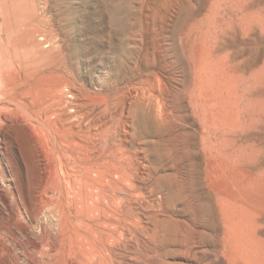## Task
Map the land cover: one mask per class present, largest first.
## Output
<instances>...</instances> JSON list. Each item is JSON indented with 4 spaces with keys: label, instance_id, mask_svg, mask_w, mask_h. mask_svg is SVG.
Instances as JSON below:
<instances>
[{
    "label": "rangeland",
    "instance_id": "rangeland-1",
    "mask_svg": "<svg viewBox=\"0 0 264 264\" xmlns=\"http://www.w3.org/2000/svg\"><path fill=\"white\" fill-rule=\"evenodd\" d=\"M9 9L8 2L0 0V115L10 120L1 121L0 131L6 153L16 162L26 200L50 197L54 188L60 189L54 190V199L64 198L70 188L69 168H58L55 176V152L61 153L67 145L55 134L60 132L57 114L46 110L47 88L62 94L70 106L86 97L91 108L102 109L109 102L106 132L89 124L90 149L96 144L90 153L99 154L98 160L112 141L123 138L120 143L126 142L132 158L145 157L144 149L160 138L154 126L159 99L163 105L179 107L168 121L164 139H170V145L184 156L178 158L179 168L191 194L197 186V166L202 165L204 187L210 174L198 131L209 115L216 125L215 210L208 215L203 209L198 217L192 201L191 206H183L167 199L171 211L190 222L188 238L175 243L171 234L156 229L151 211L142 206L144 196L138 195L139 209L131 215L142 222L136 234L124 233L127 236L114 242L119 263L264 264V0H37L35 14H24L29 18L25 27L31 28L35 42H21L8 34L19 29L14 24L16 11ZM13 81L21 82L27 91L40 87L30 108L34 116L24 118L14 104L4 107L10 95L2 93L3 88ZM123 110L133 118L128 131L121 122ZM3 163L8 168L6 160ZM168 170L175 172L173 167L161 172ZM50 181L55 184L51 190ZM153 196L165 200L158 193ZM156 209L161 212L160 206ZM47 214L55 217L50 211ZM54 227L46 243L55 240L59 228ZM2 236L0 264H33L27 256L29 238L19 234L25 247L20 249L5 233ZM9 246L15 248L13 253ZM43 249L42 264L100 261L92 254L87 262L82 253Z\"/></svg>",
    "mask_w": 264,
    "mask_h": 264
},
{
    "label": "bare ground",
    "instance_id": "bare-ground-1",
    "mask_svg": "<svg viewBox=\"0 0 264 264\" xmlns=\"http://www.w3.org/2000/svg\"><path fill=\"white\" fill-rule=\"evenodd\" d=\"M4 1L8 2L10 6L9 10L13 9L16 11L14 24H19V29L17 31H7L8 34L16 35L21 42L26 40H33V42H35V38L30 30L31 28L25 27L29 18L24 16V14H35L37 0ZM160 85L161 84L159 83V86ZM50 88H47V91H50V93L48 94L46 101V104L48 105V109L46 110L51 109L57 114L55 119L60 132L57 130L58 132H55V134L60 135L59 139L61 142L67 145L61 153L59 150L55 152L57 149H54L53 151L56 154L54 167L55 176L57 177L58 175V168H60L59 170L64 166L67 169L69 168L70 172H68V174L70 176V188L67 190L65 189L68 194L64 198L57 197L54 199L56 193L54 192L55 184L53 183L54 181L51 182V179L50 182L53 183V187L49 186V189L54 188V195L52 194L53 197L42 196L41 200L35 199L34 201H27L23 195L22 189L19 187L18 176L15 169L16 162L12 156L6 153V147L4 146L6 143L2 138L3 134L0 131V151H4L3 155L0 154V240L4 239L5 235L2 236V233H5L9 239L14 241L18 247H20V249H25L21 240L19 241L18 236L21 233V235L29 238L30 248H26L28 251L27 256L29 260L33 261V264H42L39 255V253L41 254L42 248H48L56 253H62L63 251L69 253H82V255L88 259L87 262L92 254L93 256L100 257V261H98V263L95 262L97 264H120L117 256L118 247L114 245V242L119 240V237L124 233L132 235L136 234L137 229L140 227L139 224L141 223L139 222L142 221H140L139 218L137 219L134 215H131L139 209H137L136 206L137 198L139 197L138 195L144 196L146 203L142 204V206L144 205L143 208L146 211H151L156 222V229L162 233L166 231V233L173 236L171 242H182L191 233V228L189 227L190 222L187 223L189 220H184L171 211L169 207L170 204L167 205V199L170 203H174V205L182 204L183 206L190 205V202L192 201V206L194 203L196 205L194 208L198 211L196 213V216L198 217L203 209L208 215L211 214V211L213 210L212 208L215 207L214 203L217 196L214 183V179H216V174L214 173V137L217 132V127L213 123L212 118L209 117L210 115L204 119V123L202 124L203 130L198 131L200 143H202L204 149L207 150L206 168H208L210 174L208 173L207 185L204 187L203 180L201 181V178H203L202 165L197 166L199 167L197 186L191 194L187 187V178H184L181 173L182 168H179L180 163L178 158H183L184 156L182 157L179 148L170 145V139L167 138L169 143L167 139H164V136H166L165 132L167 124L169 123L168 121L172 119L175 111L179 110V107L176 109V106L174 105L175 107L173 106V109L172 106L168 107V104L166 103L163 105L161 100L158 99V103L160 104L159 107H161L160 109L158 108V122L154 124V126L157 125V131H155L157 134H160L157 135L160 138L154 143V146L151 144L147 149H144L146 150L145 155H143L145 157L136 159L132 158L133 156L127 153L126 142L123 141L124 146L122 142L120 143L124 138L121 140L118 138L120 141L118 139L119 142L115 140L112 141V143L114 142L113 145H111L112 147L110 146L108 151L107 149H105V151L103 150L105 154L102 156L101 160H98L100 157L99 154L97 157L96 154H92L93 151L90 153L93 148L95 149L96 144L93 143L95 147H91L92 149H90L92 132L90 131L89 124L92 122L95 126L102 127V129L106 128V121L104 118L106 114L105 111L109 107V102H106L107 105L105 108H91L86 97L82 102H77L76 105L70 106L64 101L62 94L56 93V90L54 91L51 86ZM38 89H40V87L37 85L34 87L35 91H27V88L24 87L21 82L13 81L9 87L3 88L2 93L10 95L9 98L3 101V105L6 109H9L11 108L9 106L14 104L18 109L20 108L19 112L24 118H30L35 115L32 114L33 110L30 108H32L31 105L37 100L35 92H37ZM161 94L164 95V92ZM68 108H71L74 113H70ZM135 109L136 108H134V110ZM124 110L122 111L121 122L124 123V127L127 130L128 125L131 124L130 120L133 118H129L132 114L127 111L130 114L129 115L128 113H125L126 111ZM138 119L139 117L137 118V122ZM4 120L5 122L7 120L10 121L8 117H5ZM4 120L3 116L0 115V123L1 121L3 123ZM104 135L108 137V134L106 135L105 133ZM188 136L190 135L188 134ZM63 146L59 145V148ZM176 146H178V144H176ZM120 149L122 150L121 152ZM100 153H102V151ZM4 160H6L8 168L3 163ZM100 166L102 168H100ZM168 167H173L175 172H169V170L165 173L161 172L162 170H167ZM64 171L66 172L67 170ZM104 172H107L109 176H107L108 174L105 175ZM60 174H62L61 176L63 177V173L61 172ZM57 180H55L56 183L60 182ZM61 183H63L62 180ZM58 189L55 191H58ZM154 193L163 196L165 200L161 201L154 198ZM59 195L60 193L58 196ZM157 205L158 207L160 206L161 212H155L158 210L156 209ZM47 211L52 212L55 217L52 216L53 218H50L49 215L51 214L48 215ZM194 220L195 216L192 221ZM54 224L59 228L55 235V240H53V243H46L50 240V231H52L50 228L52 226L54 227ZM143 227L145 228L144 225ZM27 242H29V240ZM3 243L4 245H7L4 240ZM3 243L2 246H4ZM47 245L49 246L46 248L45 246ZM9 248L11 249V252H9L13 253L15 248L11 246H9ZM54 252L52 253L53 255ZM14 258L15 257H13V259ZM60 261H63V258L60 259ZM162 264L166 263L163 262Z\"/></svg>",
    "mask_w": 264,
    "mask_h": 264
}]
</instances>
